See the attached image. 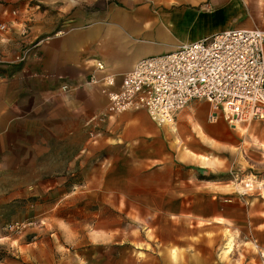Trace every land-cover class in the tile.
I'll list each match as a JSON object with an SVG mask.
<instances>
[{
	"label": "rangeland",
	"instance_id": "374dc122",
	"mask_svg": "<svg viewBox=\"0 0 264 264\" xmlns=\"http://www.w3.org/2000/svg\"><path fill=\"white\" fill-rule=\"evenodd\" d=\"M66 16H55L57 30L73 24ZM1 78L0 264H264V204L254 199L264 201V119L208 123L205 102L201 118L189 107L174 114L175 133L145 110L108 118L105 108L24 126L31 81ZM140 141L160 162L130 163L124 147ZM159 174L173 179L162 196L150 179ZM218 184L233 185L223 188L227 220L211 218L218 207L206 201Z\"/></svg>",
	"mask_w": 264,
	"mask_h": 264
},
{
	"label": "crops",
	"instance_id": "0c3cea01",
	"mask_svg": "<svg viewBox=\"0 0 264 264\" xmlns=\"http://www.w3.org/2000/svg\"><path fill=\"white\" fill-rule=\"evenodd\" d=\"M11 9L14 14L8 12ZM67 13L66 20L73 24L57 30L55 16ZM0 23L7 24V30L0 32L2 60L11 61L16 55L29 51L22 64L0 65V78L4 75L5 79L20 85L31 81L32 100L27 98L25 103L26 93L21 99L24 105L18 107L32 119L25 120L24 126L40 127L49 118L68 117L69 112L77 111L87 119L105 108L106 99L97 86H79L72 92L59 88L64 82L74 84L86 79L93 70L94 59L102 61L104 73L115 77L119 84L122 76L142 57L173 51L225 29L264 30V0H0ZM42 94L49 97L44 99ZM206 103L191 101L186 106L191 111L187 116L203 117ZM197 106L201 110L195 114ZM167 127L175 133L173 123ZM194 132L202 137L200 126H196ZM132 146L138 147L131 149ZM124 149L131 157L130 163L153 166V161L161 159L142 141ZM198 160L201 165L214 166V161L206 156L200 155ZM150 179L155 182L154 191H159L160 196L167 190L162 184L173 181L163 174ZM187 180H174V184ZM214 187L213 195L206 198L208 203L218 207L216 212L210 211L211 218L227 220L226 210L232 199L223 188L233 185ZM260 198L254 197L258 206L264 204ZM259 213H264V209Z\"/></svg>",
	"mask_w": 264,
	"mask_h": 264
},
{
	"label": "built area",
	"instance_id": "2783aa9c",
	"mask_svg": "<svg viewBox=\"0 0 264 264\" xmlns=\"http://www.w3.org/2000/svg\"><path fill=\"white\" fill-rule=\"evenodd\" d=\"M5 29L6 24H0V31ZM28 52L13 62L22 63ZM92 66L86 79L59 88L69 92L97 86L106 99L108 118L145 110L160 125L191 101H205L208 123L264 119V30L259 28L225 29L173 51L142 57L119 84L104 73L102 61L94 59Z\"/></svg>",
	"mask_w": 264,
	"mask_h": 264
},
{
	"label": "bare ground",
	"instance_id": "6f19581e",
	"mask_svg": "<svg viewBox=\"0 0 264 264\" xmlns=\"http://www.w3.org/2000/svg\"><path fill=\"white\" fill-rule=\"evenodd\" d=\"M172 123V121L169 119L168 121H165V123H163L164 125L165 124H171ZM248 185H250L249 183H248Z\"/></svg>",
	"mask_w": 264,
	"mask_h": 264
}]
</instances>
